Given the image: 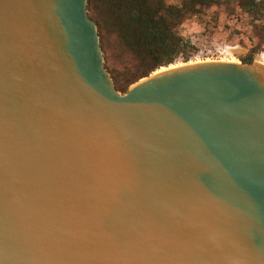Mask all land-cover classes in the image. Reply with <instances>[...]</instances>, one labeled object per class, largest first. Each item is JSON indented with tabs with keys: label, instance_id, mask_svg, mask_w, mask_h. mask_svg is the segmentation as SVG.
Returning a JSON list of instances; mask_svg holds the SVG:
<instances>
[{
	"label": "water",
	"instance_id": "obj_1",
	"mask_svg": "<svg viewBox=\"0 0 264 264\" xmlns=\"http://www.w3.org/2000/svg\"><path fill=\"white\" fill-rule=\"evenodd\" d=\"M87 1L0 0V264H264V65L120 94Z\"/></svg>",
	"mask_w": 264,
	"mask_h": 264
},
{
	"label": "trees",
	"instance_id": "obj_2",
	"mask_svg": "<svg viewBox=\"0 0 264 264\" xmlns=\"http://www.w3.org/2000/svg\"><path fill=\"white\" fill-rule=\"evenodd\" d=\"M232 4L251 19L258 37V44L242 60L253 64L264 45V0H179L177 5L167 0H88L87 11L98 27L100 44L105 33L114 34L136 62L137 73L125 85L118 73L109 70L117 92L125 94L134 84L178 60L188 64L192 57L189 44L177 29L205 10Z\"/></svg>",
	"mask_w": 264,
	"mask_h": 264
},
{
	"label": "rangeland",
	"instance_id": "obj_3",
	"mask_svg": "<svg viewBox=\"0 0 264 264\" xmlns=\"http://www.w3.org/2000/svg\"><path fill=\"white\" fill-rule=\"evenodd\" d=\"M167 2L179 4V0H167ZM177 33L189 44L188 53L192 56L189 63L208 61L225 63L237 60L242 64V60L258 44L251 19L235 4L229 7L215 6L205 10L202 14L187 20L177 29ZM101 44L107 71L114 70L120 75L122 84H127L137 73L133 57L114 34L105 33ZM255 59L256 62L264 65V45ZM183 65H185L184 61L178 60L170 67ZM110 76L112 78L111 74Z\"/></svg>",
	"mask_w": 264,
	"mask_h": 264
},
{
	"label": "bare ground",
	"instance_id": "obj_4",
	"mask_svg": "<svg viewBox=\"0 0 264 264\" xmlns=\"http://www.w3.org/2000/svg\"><path fill=\"white\" fill-rule=\"evenodd\" d=\"M226 62H228V63H230V64H237V65H239L240 64V62L239 61H237V60H231V61H226ZM225 62V63H226ZM206 63H210L209 61L208 62H206ZM224 63V62H223ZM196 64H200V63H196ZM191 65V64H190ZM184 66V65H183ZM179 67H182V66H175V67H170V68H168V69H162L161 71H158L157 73H155L154 75H157V74H160V73H162V72H166V71H168V70H173V69H176V68H179Z\"/></svg>",
	"mask_w": 264,
	"mask_h": 264
}]
</instances>
